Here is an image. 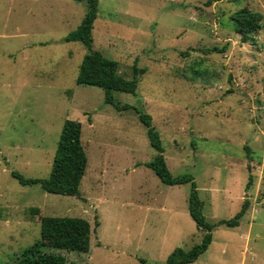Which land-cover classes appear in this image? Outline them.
I'll use <instances>...</instances> for the list:
<instances>
[{
	"label": "rangeland",
	"instance_id": "1",
	"mask_svg": "<svg viewBox=\"0 0 264 264\" xmlns=\"http://www.w3.org/2000/svg\"><path fill=\"white\" fill-rule=\"evenodd\" d=\"M242 9L264 26V0H99L93 50L126 80L145 70L135 95L113 92L132 108L118 111L102 89L76 84L88 50L64 38L84 1L0 0V264L40 239L41 216L90 224L89 251L59 252L66 264H164L200 243L190 185H164L147 167L156 151L133 108L151 117L171 175L193 177L207 222L249 201L192 264H264V29L238 34L231 17ZM66 120L82 127L80 196L22 185L13 174L48 178Z\"/></svg>",
	"mask_w": 264,
	"mask_h": 264
},
{
	"label": "trees",
	"instance_id": "2",
	"mask_svg": "<svg viewBox=\"0 0 264 264\" xmlns=\"http://www.w3.org/2000/svg\"><path fill=\"white\" fill-rule=\"evenodd\" d=\"M86 3V13L79 26L68 33L65 42H80L88 50L84 56L78 76L77 85H88L104 91L105 103L118 111L132 109L128 105H120L114 99L113 92L135 95L138 75L145 70L134 67L135 76L126 80L118 73V64L93 50V23L97 17L99 0H76ZM235 31L247 37L264 29L263 15L259 12L242 9L231 17ZM213 48L207 53L218 52ZM139 121L147 129L149 144L156 151L154 159L147 163L159 180L168 186L189 184L188 211L198 230L202 232L201 241L188 250L176 248L168 256L164 264H192L204 254L211 242V231L217 225L235 227L246 213L249 201L244 200L240 211L232 220H221L216 224L207 222L203 215L204 202L200 199L193 177L190 175L173 177L169 172L163 156L160 136L151 125V117L133 108ZM81 123L66 120L63 123L57 142L51 169L46 179H26L13 174L24 186L39 185L46 193L61 196L79 197V186L87 168V156L81 142ZM250 182L248 183V186ZM39 210L32 209V215H39ZM40 239L25 249L14 264H66L65 257L59 252L87 253L89 251L91 227L81 218L74 217H40ZM146 264L145 261H140Z\"/></svg>",
	"mask_w": 264,
	"mask_h": 264
}]
</instances>
